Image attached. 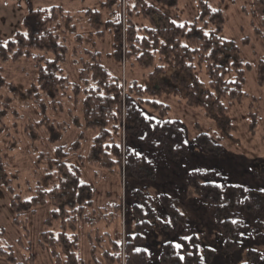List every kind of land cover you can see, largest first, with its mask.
I'll return each mask as SVG.
<instances>
[{
	"label": "trees",
	"instance_id": "16d2710c",
	"mask_svg": "<svg viewBox=\"0 0 264 264\" xmlns=\"http://www.w3.org/2000/svg\"><path fill=\"white\" fill-rule=\"evenodd\" d=\"M132 1L131 5L126 2L122 14L121 0H105L102 6L109 10L106 18L102 17L98 9L92 8L81 11L82 16H79L78 12L72 14L59 5L33 9L24 19L23 30L16 32L14 37L4 44H0V63L15 62L22 58L31 61L34 77L25 95L33 101L34 109L37 110L38 125L47 126L48 130L55 134L49 137L51 143L60 140L59 129L62 124H57L56 127L47 118L43 96L48 98L47 102L55 112L62 109L59 99L73 98L75 104H79L84 128L93 133L88 155L90 163L110 171L121 166L120 136L124 125L126 178L130 176L135 180L155 181L159 171L156 170V164L162 161L177 162L186 155L187 144L183 143L184 125L179 119L167 118L168 106L149 99L147 96L152 92L136 80L127 84L123 95L120 78L110 73L101 62L100 51L96 47L97 38L102 37L105 29H108L114 58L119 62L125 45L124 55L128 66L153 68L148 74L149 78L164 75L169 70L182 75L180 88L169 91L183 96L187 106L202 110L205 117L217 124L220 134L228 136L231 140L233 139L230 131L233 125L227 117L228 109L244 97L243 85L247 65L241 59L237 44L222 36L225 19L219 8H212L200 2L197 17L191 23H180L171 15L177 0H152V3L146 0ZM253 6V14L259 21L254 30L264 46V0H253ZM139 17L146 23L137 24ZM81 18L85 19L86 26L88 25L86 32L77 26ZM67 55L77 57L75 64L80 84L69 82L65 75L63 64ZM197 66L204 68L208 79L206 87L195 73ZM263 71L264 62L260 65L259 74ZM177 73L173 75L174 78ZM3 81L0 76V86ZM15 87L14 83H8L9 93L14 97L8 96L2 103L5 107L0 109L1 124L5 114L11 111L6 107L7 101L19 96ZM145 107L156 111L158 117L145 119ZM76 120V117H73V122L78 124ZM83 133L78 134L77 140L67 150L58 145L54 155H39L34 171L38 177L36 191L29 199L22 198L16 192L12 174L5 169L0 159V185L12 196L10 205L15 212V223L26 222L20 219L23 211L33 212L38 206L46 203L51 207L45 220L46 229L41 233L39 243L49 250L54 264H83L78 255V226L81 223L94 225L100 218L93 207L92 186L81 179L80 168L67 161L69 154L78 149L80 140L84 137ZM145 133L147 135L144 139H140ZM194 140L205 151L219 153L222 150L219 141H213L206 133L198 134ZM133 147L143 154L136 156L132 151ZM213 175L214 172L208 170H188L183 174L184 188L190 190L197 206L213 212L223 239V249L232 252L239 247L243 232L247 228L243 213L248 212L255 217L257 224L264 223V199L262 203L258 202L252 194L253 190H246L244 186L229 188L228 197L222 199L221 189L205 183L207 178L214 179ZM216 182L236 184L218 180ZM127 186L128 181L126 189ZM135 192L142 204L133 203L131 207L135 225L132 232L127 234L126 264H147L149 257L146 251L136 245L144 240L152 222L159 221L164 229L176 230L180 225L186 226L185 216L167 193L152 197L146 196L139 189ZM173 194L180 196L177 189ZM150 201H157L162 210L160 214L167 217L171 223L163 221L162 217L155 218L157 216ZM109 205L107 208L112 210V214L107 222L112 223L119 214V204ZM144 209L146 211H143ZM100 211L104 212L105 209ZM233 219L239 222L232 224ZM53 220L59 222L56 234L48 229ZM103 235L109 237L108 233ZM103 235L96 232V241H99L100 236L103 238ZM192 237L193 240L185 241V246L181 249L174 247L179 238L162 242L159 251L160 264H202L196 236ZM2 241L3 232L0 229V260L6 264H21ZM108 241L110 248L102 251L101 264H120V244L111 238ZM138 248L141 251H136ZM249 254L253 255V258L244 264H255L259 261L257 253L250 251ZM181 256L184 257L183 260L180 259ZM29 259L33 261V255H30Z\"/></svg>",
	"mask_w": 264,
	"mask_h": 264
},
{
	"label": "rangeland",
	"instance_id": "374dc122",
	"mask_svg": "<svg viewBox=\"0 0 264 264\" xmlns=\"http://www.w3.org/2000/svg\"><path fill=\"white\" fill-rule=\"evenodd\" d=\"M104 1L0 0V44H4L8 39L13 38L16 32L23 30L24 19L33 9L59 5L72 14L78 12L79 16H82L81 11L92 8L98 9L102 17L106 18L109 10L103 8ZM126 2L131 5L133 1L121 0L122 6L123 4L125 6ZM146 2L152 3V0H146ZM200 2L222 11L225 19L222 36L237 44L241 59L247 65L243 85L244 97L230 105L227 114L233 125L230 131L233 140L220 134L217 124L205 117L202 110L187 106L183 96L169 91L180 88L179 81L182 75L169 70L164 75L149 78L148 74L153 68L142 69L137 66H128L124 55L125 45H123L119 62L114 58L111 34L108 29H105L102 37L95 39L101 62L110 73L117 75L121 82L125 80L126 86L129 82L136 80L141 86L147 87L152 92L147 96L149 99L168 106L167 118L179 119L184 125L185 141L188 142L186 155L177 162L163 163L162 161L156 164V170L159 171L155 181L147 179L140 181L130 176L126 178L122 165L110 171L90 163L88 155L93 133L84 128L79 104L76 105L73 98L59 99L62 109L55 112L47 102L48 98L42 95L47 118L56 127L57 124H62L59 129L60 140L54 144L51 143L49 137L55 134L48 130L47 126L38 125L37 110L34 109L33 101L31 102L25 95L34 77L31 61L22 58L15 62L0 63V76L4 80L0 86V109H4L5 105L3 107L2 103L6 98L13 96L9 93L8 83H14L15 90L19 92L18 97L7 101L6 107L10 108L11 115L6 113L3 124L0 123V159L5 169L12 174L13 186L22 198L29 199L35 195L38 177L34 171L37 164L35 161L39 155L41 153L54 155L55 147L58 145L67 150L77 140L78 134L84 132L78 149L73 150L67 159L68 163H73L80 168L81 179L92 186L93 207L96 208L95 212L100 217L94 225L81 223L78 226V255L83 264H101L102 251L110 248L108 241L110 238L121 243L124 237V242L127 243V234L132 232L135 225L132 204H142L137 197L136 189L152 197L167 193L185 216L186 226L180 225L176 230L164 229L159 221L152 222V227L144 235V240L136 245L147 249L146 253L149 257L147 264H160L159 251L162 242L175 241L184 235L196 236L202 264H244L253 258V255L249 254L250 251L259 255V261L255 264H264V223L257 224L255 217L248 212L243 213L247 228L243 232L240 245L234 251L226 252L223 249V239L213 212L205 207L197 206L190 190L184 188L183 174L188 170L199 168L214 173L220 172L221 176L213 175L215 180L241 184L246 189L253 190L252 194L258 202L262 203L264 199V193L258 190L259 187H264V71L261 75L259 74L260 65L264 62V46L254 30L259 21L252 11L253 0H177L171 10L173 19L180 23H191L198 15L197 7ZM145 23L143 18H137V24ZM77 26L86 32L88 25L86 26L85 19L81 18ZM75 60L77 57L67 55L63 68L69 82L80 84ZM176 73L174 78L173 75ZM195 73L206 87L208 79L204 68L197 66ZM69 93L72 95L71 92ZM144 111L153 117H158L157 112L148 107H145ZM73 117H76L78 124L73 122ZM200 133H206L213 141H219L222 150L214 153L199 147L194 138ZM32 136L36 137L32 138ZM125 181H128L127 189ZM175 189L180 196H174ZM11 199L12 196L7 189L0 185V229L3 232V245L13 252L18 263L54 264L49 250L39 243L41 233L46 229L45 220L51 207L46 203L38 206L33 212L23 211L20 219L26 222L15 223V212L10 205ZM150 202L157 216L155 218L162 217L163 215L160 214L162 210L157 201ZM112 203L119 204V214L112 223H108L112 210L107 208V205L109 207ZM102 208L105 209L104 212L100 211ZM162 218L165 222L170 221L167 217ZM48 229L56 234L59 230V222L53 220ZM96 232L99 235L108 233L109 237L100 236L97 242ZM30 255H33V261H30ZM0 264L6 263L0 260Z\"/></svg>",
	"mask_w": 264,
	"mask_h": 264
},
{
	"label": "snow or ice",
	"instance_id": "6c2138e0",
	"mask_svg": "<svg viewBox=\"0 0 264 264\" xmlns=\"http://www.w3.org/2000/svg\"><path fill=\"white\" fill-rule=\"evenodd\" d=\"M145 119H154V117H150L148 114H145ZM146 135L147 134L145 133L144 135H142L140 137V139H144V136H146ZM183 143L184 144H187L188 142L187 141H184ZM132 151H133V153L136 156H141L143 154L142 151H138L135 147L132 148ZM193 171L200 172L201 169L194 168ZM214 174H215V176H221L222 175L220 172H215ZM224 179L227 180L226 177H224ZM205 183L211 184V185L215 186L217 189H221L222 191H221L220 194H221L222 199H226L228 197V195H229L228 189L229 188H243V185H238V184H232V185L218 184L215 179H211V178H207L205 180ZM246 190H250V189H246ZM258 190H259V192L264 193V187H259ZM166 222L167 223H171V221H166ZM238 222L239 221H237L235 219L231 220V223L232 224H236ZM148 223H150V221H148ZM192 240H193V237L192 236H188V235L181 236V237H179V240L177 242H175L174 247L176 249H181V248H183L185 246L184 245V242L185 241H192ZM136 251L139 252V251H141V249L138 248V249H136ZM143 251H147V249H143ZM180 259L183 260L184 257L181 256Z\"/></svg>",
	"mask_w": 264,
	"mask_h": 264
},
{
	"label": "built area",
	"instance_id": "2783aa9c",
	"mask_svg": "<svg viewBox=\"0 0 264 264\" xmlns=\"http://www.w3.org/2000/svg\"><path fill=\"white\" fill-rule=\"evenodd\" d=\"M124 4L122 6V14H124ZM123 21V31H124V17L122 18ZM123 91H124V85H123ZM124 125H123V129H122V153H123V163H122V168H123V172H124ZM125 249H126V243L124 242V237L122 238V241L120 243V251H121V255H120V260H121V264H125V260H126V255H125Z\"/></svg>",
	"mask_w": 264,
	"mask_h": 264
}]
</instances>
